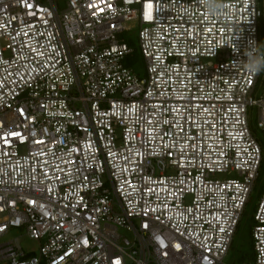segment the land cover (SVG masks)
<instances>
[{
    "label": "built area",
    "instance_id": "2783aa9c",
    "mask_svg": "<svg viewBox=\"0 0 264 264\" xmlns=\"http://www.w3.org/2000/svg\"><path fill=\"white\" fill-rule=\"evenodd\" d=\"M261 18L258 0H0V238L38 251L12 238L0 264H223L264 81L222 44L235 24L261 42ZM252 220L243 264H264V180Z\"/></svg>",
    "mask_w": 264,
    "mask_h": 264
},
{
    "label": "rangeland",
    "instance_id": "374dc122",
    "mask_svg": "<svg viewBox=\"0 0 264 264\" xmlns=\"http://www.w3.org/2000/svg\"><path fill=\"white\" fill-rule=\"evenodd\" d=\"M130 31L125 33L126 36H131V41H133L132 47L135 51L138 52L137 47V30L134 25V23L128 24ZM128 64L124 62V65L133 70L135 74L142 78L144 77V64L142 62L141 57L139 55H135L132 58V55L128 57L127 59ZM258 93H261V90L257 89ZM250 119V118H249ZM256 116L253 114L251 117V128L254 130V136L257 137V139L262 144V150L264 155V133L256 130L254 126H256L255 121ZM233 176H225V174L222 175H216L215 178L217 179H226V178H232ZM264 180V163L262 166V169L259 172V176L255 182V187L250 193L248 202L245 206V209L243 211V214L241 216L239 225L237 227V230L233 236V240L231 241V248L229 249L227 255L224 257L222 263L223 264H243V263H249L252 261L253 258V251H252V239H251V228L253 226V215L255 212V209L258 204L259 197L262 193V185ZM120 233L125 234L122 230H119ZM19 237L20 238V245L22 249L25 252L37 254V244L36 242L30 241L21 234L17 233L16 230H10L5 236L0 238V244L7 242L8 240H11L12 238Z\"/></svg>",
    "mask_w": 264,
    "mask_h": 264
},
{
    "label": "clouds",
    "instance_id": "9594fccd",
    "mask_svg": "<svg viewBox=\"0 0 264 264\" xmlns=\"http://www.w3.org/2000/svg\"><path fill=\"white\" fill-rule=\"evenodd\" d=\"M240 24L233 25V32L228 41L222 46H228L237 56L235 63L239 65L247 74L257 76L264 74V44L257 43L254 39L249 38L243 46L234 39V32L239 33L243 39ZM231 45V47H230Z\"/></svg>",
    "mask_w": 264,
    "mask_h": 264
},
{
    "label": "trees",
    "instance_id": "16d2710c",
    "mask_svg": "<svg viewBox=\"0 0 264 264\" xmlns=\"http://www.w3.org/2000/svg\"><path fill=\"white\" fill-rule=\"evenodd\" d=\"M258 1H259V7H260V9H261V11H262L261 26H260V29H259V30H260V40H261V43L264 44V0H258ZM125 41H127L128 44H130V45L133 44V41H131V39H126ZM135 55H139V53H138L137 51L134 50L133 55H132V58H133V56H135ZM139 57H140V56H139ZM125 63L128 64V61L126 60ZM263 81H264V74H262V75L260 76V79H259V83H258V85L261 84ZM252 115H253V110H251L250 113H249V118H250L249 120H251ZM249 120H248V121H249ZM249 126H250V130H251V133H252L253 137H254L255 140L258 142V144L260 145V148H261V150H262V144H263V142L259 141V140L257 139V137L254 136V130L251 128V121H249ZM254 127H255L256 130H259V129L257 128V126H254ZM259 131H261V130H259ZM261 132H262V131H261ZM261 150H260V151H261ZM261 152H262V163H261V168H260V170L262 169V166H263V163H264V155H263V151H261ZM254 187H255V184H254ZM254 187H253V188H254ZM230 248H231V246H230Z\"/></svg>",
    "mask_w": 264,
    "mask_h": 264
}]
</instances>
